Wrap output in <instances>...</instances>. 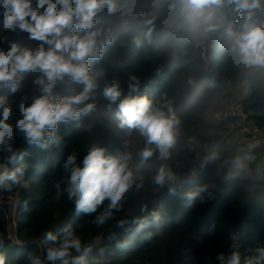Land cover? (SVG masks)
Listing matches in <instances>:
<instances>
[{"label": "clouds", "instance_id": "9594fccd", "mask_svg": "<svg viewBox=\"0 0 264 264\" xmlns=\"http://www.w3.org/2000/svg\"><path fill=\"white\" fill-rule=\"evenodd\" d=\"M163 3L166 25L174 33L191 42L214 41L234 62L247 69H264V0H155ZM128 0H0V191L22 186L28 168L29 153L15 146L17 135L28 147L47 151L59 146L61 126L69 125L91 131L104 109L114 111L116 128L124 134L115 152L92 145L82 158L70 153L61 168L66 174L63 192L74 204L76 214L95 215L94 224L104 226L123 210L128 194L139 192L149 183L159 194L177 196L197 175L193 168L187 174L174 169L173 158L180 120L172 102H154L138 92L139 81L129 75L125 95L118 80L103 86L101 71H93L115 40L112 18L129 22ZM101 17L106 18L103 22ZM148 31L144 39H152L153 20L145 21ZM3 33H26L28 44L9 40ZM34 42V43H33ZM140 47L142 41H132ZM7 45L4 47L3 45ZM63 88L60 92L58 89ZM88 124H84L85 120ZM143 146L133 150V135ZM212 155L201 164L217 163ZM158 162L150 175L145 173ZM9 165H13L11 169ZM220 171L228 169L226 180L235 181L249 195L264 193V175L240 159L218 163ZM57 199L62 194L57 184ZM185 207L213 198L209 185L204 184L183 193ZM26 208V205H25ZM141 216L133 218L134 228L128 240L118 248L134 243L143 233L152 240L163 223L160 210L141 207ZM127 220H118L116 227L128 231ZM155 230V231H146ZM63 235L45 234L51 246L45 250L47 264H111L101 254L89 259L94 250L85 243L71 225ZM31 264H44L40 257H30ZM215 264H264V245L249 250L243 259L237 236L231 237L226 251L218 252ZM0 264H4L0 258Z\"/></svg>", "mask_w": 264, "mask_h": 264}, {"label": "trees", "instance_id": "16d2710c", "mask_svg": "<svg viewBox=\"0 0 264 264\" xmlns=\"http://www.w3.org/2000/svg\"><path fill=\"white\" fill-rule=\"evenodd\" d=\"M127 11V24L112 18L114 43L102 59L92 65L93 71L103 72L100 91L105 84L118 80L126 95L131 74L139 81L138 92L134 95H147L154 102L170 100L180 126L173 158L168 163L182 174L195 168L197 175L177 196L166 192L157 194L146 182L139 192L133 190L128 194L123 210L102 227L94 224L95 215L76 214L74 204L63 192L66 181L61 168L63 161L70 153L82 158L92 145L115 152L124 138L116 128L115 109L106 111V101L100 96L102 115L91 131L61 126L57 133L62 137L61 144L47 151L28 147L17 135L15 146L29 153L25 157L28 168L22 186L0 191L6 200L0 203V258L4 264H31L30 257L35 256L47 264L45 250L51 242L45 241V234L53 232L62 236L65 225H71L82 241L94 245L90 260L103 254L111 264H215V255L227 250L233 235L238 238L242 259L249 250L264 245V193L247 194L237 182L225 179L227 168L223 172L218 168L219 162L238 158L264 175V149L242 146L229 137L220 138L209 150L200 147V130L209 109L221 105L220 93L244 81L248 88L239 104L248 121L264 131V69L237 65L214 41L196 43L174 34L166 25L163 3L128 0ZM105 19L101 17L102 22ZM148 19L153 20L150 42L144 39ZM3 36L30 43L26 33H3ZM134 38L142 41L140 47L132 42ZM0 95L19 100V94L12 97L7 90ZM237 121L230 113L222 118L223 123ZM88 123L86 119L84 124ZM132 139L133 150L143 146V141L135 134ZM214 154L220 161L201 167ZM12 167L9 165L10 169ZM156 167L158 162H154L145 175L150 176ZM57 184L62 193L59 199L56 198ZM204 184L209 185L213 198L186 208L183 193ZM145 204L149 210L162 212L161 229L150 241L145 240L142 233L134 243L118 248V242L128 240L134 228L131 221L142 215L140 209ZM118 220L129 221L128 231L116 227ZM11 226L13 236L10 235Z\"/></svg>", "mask_w": 264, "mask_h": 264}, {"label": "rangeland", "instance_id": "374dc122", "mask_svg": "<svg viewBox=\"0 0 264 264\" xmlns=\"http://www.w3.org/2000/svg\"><path fill=\"white\" fill-rule=\"evenodd\" d=\"M247 88V82L244 81L236 88H227L219 94L218 100H220L222 103L220 106L209 109L205 118V124L200 130V147L209 150L217 143L220 138L223 137H229L230 140L241 144L242 146L248 145L249 128H247L246 123L239 119L234 124L222 122L223 116L230 113V111L235 107L233 102L236 100V97H238V95H244ZM5 202V198L0 195V203ZM13 209V207L10 208L11 214L14 213ZM10 235H14V229L12 226L10 227Z\"/></svg>", "mask_w": 264, "mask_h": 264}, {"label": "built area", "instance_id": "2783aa9c", "mask_svg": "<svg viewBox=\"0 0 264 264\" xmlns=\"http://www.w3.org/2000/svg\"><path fill=\"white\" fill-rule=\"evenodd\" d=\"M240 98L241 95H238V97H236V100L233 102V105H235V107L233 108V110L230 111V114L246 123L247 128H249V142L247 146L252 148L258 147L264 149V131L258 129L248 121L246 112L242 109L239 104ZM7 202L10 201L7 200Z\"/></svg>", "mask_w": 264, "mask_h": 264}, {"label": "water", "instance_id": "95a60500", "mask_svg": "<svg viewBox=\"0 0 264 264\" xmlns=\"http://www.w3.org/2000/svg\"><path fill=\"white\" fill-rule=\"evenodd\" d=\"M0 195H1V192H0Z\"/></svg>", "mask_w": 264, "mask_h": 264}]
</instances>
